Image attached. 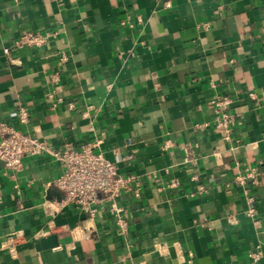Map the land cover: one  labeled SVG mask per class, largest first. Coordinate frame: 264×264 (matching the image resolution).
<instances>
[{
	"label": "crops",
	"instance_id": "obj_1",
	"mask_svg": "<svg viewBox=\"0 0 264 264\" xmlns=\"http://www.w3.org/2000/svg\"><path fill=\"white\" fill-rule=\"evenodd\" d=\"M0 122L131 180L88 213L0 160V264H264V0H0Z\"/></svg>",
	"mask_w": 264,
	"mask_h": 264
},
{
	"label": "built area",
	"instance_id": "obj_2",
	"mask_svg": "<svg viewBox=\"0 0 264 264\" xmlns=\"http://www.w3.org/2000/svg\"><path fill=\"white\" fill-rule=\"evenodd\" d=\"M47 37L39 33H26L15 42L19 49H32L43 47ZM6 52H9L7 50ZM221 102L216 103L217 107ZM233 119L224 114L216 120V129L222 139L231 143L233 141ZM0 160L7 171L16 173L23 166L24 159L37 155L50 154L63 167V174L55 182L56 188L64 195L65 201L75 205L84 212L92 213L91 207L99 201L100 195L105 200L114 201L122 191L130 187L131 180L118 174L117 166L106 159L102 154H95L90 147L81 151L67 146L63 152H54L47 141L25 135L7 127L0 122ZM237 142L236 147H238ZM234 147V149H236ZM184 164L193 163L189 148L185 150ZM240 183L251 181L253 186L260 184L258 173L250 170L244 177H239ZM120 213L121 209H115ZM16 238L9 237L4 245L13 247ZM249 257L254 261L259 260L260 253L252 252Z\"/></svg>",
	"mask_w": 264,
	"mask_h": 264
}]
</instances>
